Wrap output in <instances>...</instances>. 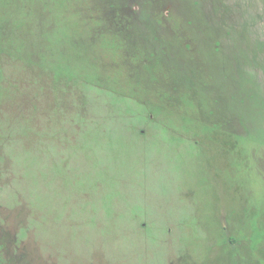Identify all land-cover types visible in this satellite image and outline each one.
Returning <instances> with one entry per match:
<instances>
[{
  "label": "rangeland",
  "instance_id": "374dc122",
  "mask_svg": "<svg viewBox=\"0 0 264 264\" xmlns=\"http://www.w3.org/2000/svg\"><path fill=\"white\" fill-rule=\"evenodd\" d=\"M0 264H264V0H0Z\"/></svg>",
  "mask_w": 264,
  "mask_h": 264
}]
</instances>
